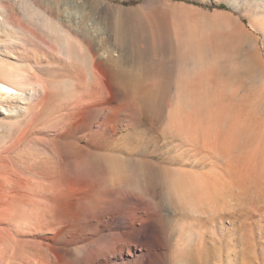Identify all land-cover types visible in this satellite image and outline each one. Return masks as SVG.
I'll list each match as a JSON object with an SVG mask.
<instances>
[{
  "label": "rangeland",
  "instance_id": "rangeland-1",
  "mask_svg": "<svg viewBox=\"0 0 264 264\" xmlns=\"http://www.w3.org/2000/svg\"><path fill=\"white\" fill-rule=\"evenodd\" d=\"M33 4L53 17L67 13L98 27L97 39L116 45L123 54L113 58V71L136 66V84L123 86L147 109L133 128L125 127L116 110L125 99L109 104L107 93L95 98V104L111 108L107 115L98 113L96 124L109 122L96 133L82 129L75 140L104 167L107 179L95 189L61 188V202L57 187L40 184L20 190L36 208L32 212L14 204L0 215V264H264V0ZM164 7L186 14L184 23L193 31L196 52L206 58V67L178 89L172 85L178 74L168 67L155 68L154 51L142 50L143 45L151 46L150 38L127 23L137 11ZM19 10L13 11L15 16L22 13ZM36 54L45 68L43 77L71 75L72 67L51 53ZM74 101L53 90L20 143L6 151L19 129L0 141V154L16 174L42 181L58 167L56 143L64 141L59 134L68 129L62 114ZM83 132L85 137L79 138ZM190 203L199 210L189 211ZM42 204L45 208L39 209ZM110 204H128V215L137 209L147 217L146 225L140 224L139 215L126 229L115 226L113 216L94 217ZM138 229L148 236L140 234V244L129 241L116 252L119 237L126 231L134 237ZM112 245L115 250L110 252Z\"/></svg>",
  "mask_w": 264,
  "mask_h": 264
},
{
  "label": "bare ground",
  "instance_id": "bare-ground-1",
  "mask_svg": "<svg viewBox=\"0 0 264 264\" xmlns=\"http://www.w3.org/2000/svg\"><path fill=\"white\" fill-rule=\"evenodd\" d=\"M33 2L34 0H0V141L7 140L19 129L16 138L7 145L6 151L25 138L28 126L39 119L53 90H60L63 95L73 97L75 101L69 102L68 111L62 114V117L67 119L64 125L68 129L59 134L64 141L56 143L61 162L55 170L46 176L44 174L42 181L16 174V170L0 154V204L2 203L0 215L9 213L14 204L15 206L22 204V207L34 211L36 207L20 195V190L40 184L50 188L57 187V193L59 192L57 199L61 202L63 200L61 188L78 186L95 189L99 188L103 179H107L104 177V167L89 156L86 147L79 145L75 140L77 133L82 129L96 133L108 124L109 119L96 124L98 113L107 115L111 112L110 107L95 104L98 95L109 94L107 101L109 104L122 98L126 100L116 109L117 115L119 113L122 115L125 127L133 128L134 122L144 117L147 109L142 99L130 97L127 93L128 86L127 88L123 86L125 82L136 84L132 72L136 66L131 63L121 71H113L111 67L113 58H122L123 54L117 52L116 45H104L97 39L100 33L98 27L93 29L87 19L72 18L67 13L53 17L48 11L32 5ZM19 9L22 13H18L19 16L21 13V18L17 20L18 15L15 16L13 11H20ZM185 18L186 14L181 11H169L164 7L137 11L127 19V23L132 24L138 31L143 29L144 35L150 38L151 46L143 45L142 50L145 53L154 51L153 54L157 57L155 68L168 67L173 74H178V78L172 83L174 89L185 85L187 78L196 70L206 67L205 53L196 52L193 31L184 23ZM21 19L23 22H20ZM36 50L46 55L51 53L60 63L70 66V69L72 67L71 75L64 73L58 77L52 75L54 79L43 77L45 68L39 63L40 59L39 61L36 59L38 57ZM83 87H86L85 92H82ZM93 124H96L94 129ZM85 135L86 132H83L78 137L83 138ZM183 136L189 137V134L185 133ZM89 146H93V143ZM152 173L158 177L157 171ZM10 185L14 186L12 187L14 189L6 190L5 188ZM192 204L187 206L189 211L197 212L199 209H193ZM44 208L43 204L39 207ZM127 210H130L128 204L126 206L110 204L99 208L94 217L102 219L104 215L113 216L114 225L126 229L131 226V219L139 215L140 224L146 225L147 217L143 218L137 209L131 210L129 215ZM132 230L133 228L129 229ZM140 234L148 236L146 231L139 229L136 230L134 237L126 231L125 235L119 237L121 243L116 252H122L123 246L129 241L140 244ZM3 236L0 231V241ZM114 250L115 246L112 245L109 251Z\"/></svg>",
  "mask_w": 264,
  "mask_h": 264
}]
</instances>
